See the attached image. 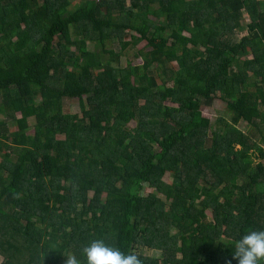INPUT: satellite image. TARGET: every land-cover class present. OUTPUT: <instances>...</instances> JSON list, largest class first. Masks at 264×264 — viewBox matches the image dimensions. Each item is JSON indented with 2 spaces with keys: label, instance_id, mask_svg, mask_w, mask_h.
I'll return each mask as SVG.
<instances>
[{
  "label": "trees",
  "instance_id": "trees-1",
  "mask_svg": "<svg viewBox=\"0 0 264 264\" xmlns=\"http://www.w3.org/2000/svg\"><path fill=\"white\" fill-rule=\"evenodd\" d=\"M82 4L0 0V264H83L97 238L226 264L264 229V0Z\"/></svg>",
  "mask_w": 264,
  "mask_h": 264
},
{
  "label": "clouds",
  "instance_id": "clouds-1",
  "mask_svg": "<svg viewBox=\"0 0 264 264\" xmlns=\"http://www.w3.org/2000/svg\"><path fill=\"white\" fill-rule=\"evenodd\" d=\"M233 248L226 264H264V229L249 230L233 241ZM81 252L85 258L83 264H144L137 253H125L100 238L83 246ZM63 256V264H82L75 254L63 252Z\"/></svg>",
  "mask_w": 264,
  "mask_h": 264
},
{
  "label": "rangeland",
  "instance_id": "rangeland-1",
  "mask_svg": "<svg viewBox=\"0 0 264 264\" xmlns=\"http://www.w3.org/2000/svg\"><path fill=\"white\" fill-rule=\"evenodd\" d=\"M85 0H72V7H78V6H81L83 5L82 3L84 2ZM130 2L128 1V4ZM61 11H64V10H61ZM250 20L247 18V15L244 16V19H243V23H245V25L247 23H249ZM245 27V26H244ZM246 29V27H245ZM247 31L246 30H243V31H236V36H235V39L236 40H240L244 35H246ZM131 34H135L134 32H129V35L126 36V39L127 41H130L131 39ZM188 35V34H186ZM117 41V40H115ZM146 45V42H142L140 43L137 48L138 49H143ZM107 46L113 50H119V46H118V43H112L111 41L107 43ZM129 57L125 56L122 58V65L123 66H126L127 64L129 63H132V64H141L142 63V60L138 57V58H135L134 59V51L132 49L129 50ZM173 65V64H172ZM174 65H176V63H174ZM0 101H1V95H0ZM64 106H63V109H64V112L66 113H77L79 114L80 116L82 115V111H81V106H80V101H79V98L77 97H72V98H65L64 99ZM167 104H170V105H174L172 104L170 101H167L166 102ZM203 113L209 117L212 121L213 124H215L217 122V120H219L220 116L226 118V119H229V114H228V111L226 109V103L219 97H215V100L213 102L212 105L210 106H203ZM16 115L19 117L20 114L19 113H16ZM0 117L3 118V115L0 113ZM17 125V124H16ZM10 123L9 124V127L11 129H16L17 126ZM129 126L130 127H134L135 126V122L132 121L129 123ZM240 127H244V124L241 123L240 124ZM29 132L32 134L34 132L33 128L31 127V129L29 130ZM1 158V157H0ZM164 180H166L167 182H172V175L170 173H167L165 176H164ZM238 180V178H237ZM239 182H241V180L239 179ZM150 190V189H149ZM208 215H209V218H211V212H208ZM142 252L146 255H158L160 253L159 250H156V249H149V248H144L142 250ZM3 260V256L0 255V263L2 262ZM63 260L64 258L60 261L59 264H63Z\"/></svg>",
  "mask_w": 264,
  "mask_h": 264
}]
</instances>
